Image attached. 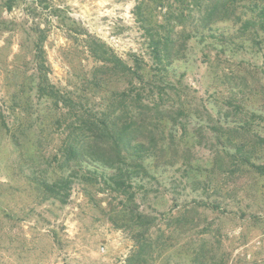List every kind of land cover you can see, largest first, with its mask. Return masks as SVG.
I'll use <instances>...</instances> for the list:
<instances>
[{"label": "rangeland", "instance_id": "1", "mask_svg": "<svg viewBox=\"0 0 264 264\" xmlns=\"http://www.w3.org/2000/svg\"><path fill=\"white\" fill-rule=\"evenodd\" d=\"M183 11L177 37L193 28L192 11L179 0H0V264H134L127 230L133 206H120L123 198L75 180L63 197L37 188L36 179L50 181L58 166L52 159L61 131L46 98L36 95L34 55L43 50L44 72L61 91L80 88L97 66L88 36L128 64L142 57L148 72L150 49L139 14L162 22ZM217 27L234 38V23ZM232 40L195 35L168 67L185 118L178 116L171 129L175 163L160 168L158 182L146 181L147 191L134 199L142 220L152 223L146 239L155 244L143 254L149 264H192L199 245L208 264H264V177L232 166L226 141L227 135L246 136L235 131L246 116L251 132L264 140V43ZM125 84L120 79L111 86L120 91ZM167 129L160 128L166 141ZM260 142L253 163L264 166ZM182 216L186 221L176 224Z\"/></svg>", "mask_w": 264, "mask_h": 264}, {"label": "trees", "instance_id": "2", "mask_svg": "<svg viewBox=\"0 0 264 264\" xmlns=\"http://www.w3.org/2000/svg\"><path fill=\"white\" fill-rule=\"evenodd\" d=\"M180 1L179 4L184 5L187 11H199V15L190 12L188 18L193 28L183 37L176 36L175 23L185 19L184 11L180 17L168 16L162 22L153 16L139 14L152 62L148 78L142 57L133 56V64H128L92 36H88L87 48L97 66L90 78L75 91H61L52 85L44 72L43 50L37 48L34 55L39 78L35 86L36 95L46 98L50 116L61 131L60 145L52 159L58 166L54 168L50 181L36 179L37 188L47 195L63 197L75 180L83 187L98 188L123 198L126 203L121 201L120 206H133L129 210L131 221L127 230L135 242L134 264H149L143 256L155 244L146 239L148 225L152 223L142 220L144 215L134 208L135 196L137 192L147 191L146 181L158 182L155 173L160 168L164 170L175 163V136L171 129L178 116L185 118L181 113L183 107L176 105L180 101V90L170 83L168 76V67L179 59L178 49L195 35L220 41L223 38L238 40L251 37L256 45L264 43V0ZM224 22L237 25L234 38L231 35L225 38L217 27ZM178 41L180 46H176ZM120 79H125V87L120 91L113 89L111 85ZM251 117L262 119L254 113ZM252 122L247 116L243 117L235 130L236 133L238 129L245 130L247 137L242 134L238 138L226 136L232 149L229 160L235 168L251 167L264 177V166L253 163L259 142L264 140L258 132H251ZM162 126L168 128L167 141L160 130ZM249 128L250 131H246ZM179 129L183 132L187 128L181 125ZM212 131L217 142L221 141L219 130L212 128ZM183 162L186 166L189 164L185 158ZM43 172L47 175L49 170ZM57 174L60 176L56 178ZM186 219V216L176 218L175 223L183 224ZM159 237L158 243L162 248L164 238L162 235ZM174 248L175 245H171L170 249ZM203 249L199 245L194 250L195 255L190 259L192 264H208V258L199 254Z\"/></svg>", "mask_w": 264, "mask_h": 264}]
</instances>
